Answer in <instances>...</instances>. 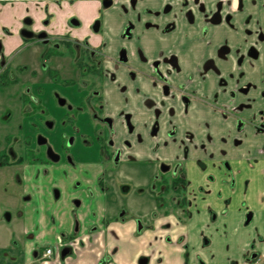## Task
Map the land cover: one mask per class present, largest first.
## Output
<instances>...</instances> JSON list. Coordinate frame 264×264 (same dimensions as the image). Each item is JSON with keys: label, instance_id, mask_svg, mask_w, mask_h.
Segmentation results:
<instances>
[{"label": "flooded vegetation", "instance_id": "1", "mask_svg": "<svg viewBox=\"0 0 264 264\" xmlns=\"http://www.w3.org/2000/svg\"><path fill=\"white\" fill-rule=\"evenodd\" d=\"M7 5L19 17L12 31L0 28V91L10 104L9 135L23 152L11 144L0 150L2 171L24 162L91 164L103 167L97 181H141L143 150L177 141L181 119L197 104L218 119V181H240L239 151L264 139V0H0ZM56 104L66 111L52 112ZM18 105L26 107L24 141L12 133ZM64 118L73 125L68 143L49 132ZM202 125L209 143L213 124ZM194 137L184 131L182 157L151 162L150 181L160 185L150 192L156 199L168 186L165 204L173 203L180 220ZM258 151L264 163V141ZM15 177L22 181V173Z\"/></svg>", "mask_w": 264, "mask_h": 264}, {"label": "crops", "instance_id": "2", "mask_svg": "<svg viewBox=\"0 0 264 264\" xmlns=\"http://www.w3.org/2000/svg\"><path fill=\"white\" fill-rule=\"evenodd\" d=\"M88 8L85 5L80 9ZM18 17L9 5L0 6L1 29L12 31ZM6 44L10 55L14 48L10 41ZM21 117L11 116V119L17 129L22 126L16 136L24 141L26 121ZM205 121L213 124L209 143L202 128ZM179 126L177 141H169L165 148L156 151L152 145L143 150L141 159L150 175L141 181H97L103 167L91 164L75 169L66 164L43 167L24 162L5 171L0 169V264H255L260 261L261 258L252 261L249 257L254 252L264 256V230L257 229L253 222H245L250 208L244 206L245 202L239 207V203L241 198L247 199V203L249 195L256 193L261 203L258 212L264 218V181H253L256 171L260 177L264 175V163L258 151L264 139L257 137L251 151L247 148L239 151L240 181H218L221 174L217 169L220 161L217 117L205 107L193 104ZM186 130L195 133V137L187 160V213L180 220L177 212L158 208L154 195L150 190L144 194L143 189L153 184L150 179L156 165L151 162L183 156L180 143ZM202 143H207L206 149L198 147ZM247 157L254 164L256 161V170L245 166ZM44 168L50 175H42ZM8 170L11 174L6 175ZM17 172L22 173V181H16ZM211 175L214 181H208ZM259 237L262 243L258 242ZM65 248L71 252L62 257ZM48 249L53 253L45 257Z\"/></svg>", "mask_w": 264, "mask_h": 264}, {"label": "rangeland", "instance_id": "3", "mask_svg": "<svg viewBox=\"0 0 264 264\" xmlns=\"http://www.w3.org/2000/svg\"><path fill=\"white\" fill-rule=\"evenodd\" d=\"M8 106L10 107L8 98H6L4 93H2L0 91V150H2L4 148L8 149L9 144H11L12 150L14 151V153H16V154H18V152L22 153L23 152L22 143H20V142L17 143L15 141V138L13 139V135L12 136L9 135V132H11V127H10L11 122H8V121H9V114L11 113V110L8 109ZM48 107L51 108L53 110L52 112H54V113L61 112L62 110H65L62 107H59L57 104L51 105ZM25 108H26L25 106H20V105L14 106L12 108L13 113H14V115H12V118L14 116L15 117L18 116V118H22L21 115H23V112H25V110H24ZM69 113H71V112H69ZM19 120H21V119H19ZM33 125H36V123H33ZM72 128H73L72 123L67 122V120L64 118V119H60L59 124H57L54 129L49 130V132L54 133V136H59L63 141H67V143H68L69 139H71L73 137ZM70 129H71V131H70ZM17 132H18V130L15 126L12 133L17 134ZM22 134H23V132H21L20 136H22ZM7 139H9V141H7ZM74 146L75 145L73 143L71 146H69L72 152H73ZM27 159L30 161L31 157L28 156ZM140 165H141V168H143V169H140L143 172V178L148 179L150 174L148 173L147 170L144 169V167L147 169V165L146 164H140ZM9 171L10 170H8V172H5V174L6 175L11 174V172H9ZM257 173H258V171H256L253 181H264V175H262L260 177L258 175L259 173L258 174ZM19 180H20V178H19ZM159 182L160 181H158V182L155 181L149 189H147V188L143 189V193L147 194L149 192L148 190H152V187L154 185H156V187L159 188V185H160ZM139 192H141V191L139 190ZM169 193H168L167 197H170ZM168 200L169 199H167V201H166L164 209H167L168 211H172L171 204H173V203L172 202L170 203ZM241 200L242 201L239 203V207L244 205V203H242V202H245L244 206H247V208H250V210L248 211V214L249 213L253 214V219L251 221V223L253 222L252 225L255 226L257 229H259L260 231L264 230V218L261 219L260 213L258 212L259 208L261 207V203L259 202V199L257 198V194L256 193L250 194L249 200L247 201V203H246L247 199L241 198ZM245 209H243V210H245ZM263 210H264V206H263ZM254 214H256V217L254 216ZM246 220H247V216H246ZM259 233L261 234V232H259ZM261 237H262V234H261ZM257 240L260 243L263 242V240L260 237ZM260 258L261 259L259 262L261 264H264V256L261 255Z\"/></svg>", "mask_w": 264, "mask_h": 264}, {"label": "trees", "instance_id": "4", "mask_svg": "<svg viewBox=\"0 0 264 264\" xmlns=\"http://www.w3.org/2000/svg\"><path fill=\"white\" fill-rule=\"evenodd\" d=\"M180 183L183 184V186L187 185V181H174V184L179 185ZM164 184L161 186L163 188ZM170 188H168V186H164V188L162 189L161 193L159 195L156 196V201L158 206L161 208L164 204H165V198H166V194L169 192Z\"/></svg>", "mask_w": 264, "mask_h": 264}, {"label": "water", "instance_id": "5", "mask_svg": "<svg viewBox=\"0 0 264 264\" xmlns=\"http://www.w3.org/2000/svg\"><path fill=\"white\" fill-rule=\"evenodd\" d=\"M58 160H59L58 158H53V161H55V162H57ZM251 220H252V214H249L247 216V220H246L247 224H249L251 222ZM69 254H70V248H66L62 252V257H66Z\"/></svg>", "mask_w": 264, "mask_h": 264}, {"label": "built area", "instance_id": "6", "mask_svg": "<svg viewBox=\"0 0 264 264\" xmlns=\"http://www.w3.org/2000/svg\"><path fill=\"white\" fill-rule=\"evenodd\" d=\"M52 253H53L52 249H48V250L46 251V254H45L44 256H45V257H50V256L52 255Z\"/></svg>", "mask_w": 264, "mask_h": 264}]
</instances>
